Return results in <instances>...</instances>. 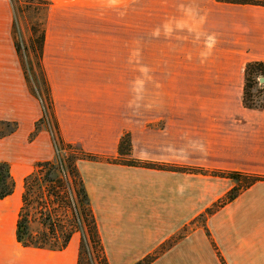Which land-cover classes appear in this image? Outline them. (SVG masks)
<instances>
[{
	"label": "crops",
	"instance_id": "0c3cea01",
	"mask_svg": "<svg viewBox=\"0 0 264 264\" xmlns=\"http://www.w3.org/2000/svg\"><path fill=\"white\" fill-rule=\"evenodd\" d=\"M51 0L42 67L61 139L96 160L76 162L109 264H134L186 226L150 264H264V180L196 219L237 182L209 173L109 163H149L264 177V107L243 103L245 67H264V5L219 0ZM12 12L0 0V48H14ZM7 49L0 55V137L14 188L0 199V264H77L79 240L61 250L22 246L16 225L24 178L54 157L50 138L28 135L41 109ZM193 223V224H192Z\"/></svg>",
	"mask_w": 264,
	"mask_h": 264
},
{
	"label": "trees",
	"instance_id": "16d2710c",
	"mask_svg": "<svg viewBox=\"0 0 264 264\" xmlns=\"http://www.w3.org/2000/svg\"><path fill=\"white\" fill-rule=\"evenodd\" d=\"M219 1L227 3H253L264 5V2L261 3L259 0ZM43 39L44 33L42 31L36 40L38 43V54L40 58L39 67L41 69V82L44 85L45 99L46 103H48L47 107L50 110L49 114L54 117L50 89L41 65ZM15 49L18 52V47L16 44ZM23 72L30 91L34 93L35 89L32 88L31 84L29 83V78L25 71ZM258 78L264 79L263 65L260 62H252L247 64L245 67V81L243 87V103L246 107H264V81L259 84ZM15 128L16 126L11 128L8 133H11ZM54 128L58 140L57 142L61 144V149L64 150V154L60 156V154L57 153L53 159L36 162L34 164V169L24 178L22 206L20 207L18 214L16 238L22 246L61 250L68 244L70 238L76 231L84 230L86 242L84 243V241H80L79 243L77 264H88L86 257H83L85 255L86 247L90 248L91 255H93L94 259L97 261V264H109L102 246L94 214L90 207L88 194L76 165V162L79 159L96 160L99 157L86 153L80 148L71 144L65 143L60 137L58 126L55 120ZM34 135L35 132L30 135V138H32ZM130 149L129 135L124 134L120 138L118 144V153L125 158H106L105 161L109 163H123L131 166H141L161 170L209 173L215 176L228 177L237 182V185L231 188L224 195V197L215 202L211 207L207 208L205 212L196 219V221L200 222L208 236L209 232L206 229L204 223L205 217L215 212L227 202L232 201L242 189L250 186L255 181L264 180V177L240 172H208L194 168H181L140 161L129 157ZM13 188L14 182L10 176L9 165L7 162H0V199L10 195L13 191ZM44 192L50 199L48 203L44 201ZM65 193L68 194L69 197ZM73 196H75L76 202L73 200ZM42 198L43 200H38ZM31 199H35V201H37L39 204L41 209L39 216L42 218L41 224L46 228L39 235L33 234L29 228L27 207L33 201H31ZM70 200L75 202L72 207L70 205ZM50 204L56 205V207L51 208ZM57 208L63 211H68L67 209L71 211V218L69 217L66 219V225L63 224L65 221L62 222L63 220H58ZM51 216H54L55 218L51 219ZM66 216H68V213H66ZM188 230L189 228L186 226L178 234L170 237L167 241L162 243L154 252L146 255L144 258L136 261L134 264H150L158 257L159 254L164 252L169 246L182 238ZM55 237H61V241L52 243L51 241L54 240ZM211 243L221 261V264H225L224 260L218 253L214 242L211 241Z\"/></svg>",
	"mask_w": 264,
	"mask_h": 264
},
{
	"label": "rangeland",
	"instance_id": "374dc122",
	"mask_svg": "<svg viewBox=\"0 0 264 264\" xmlns=\"http://www.w3.org/2000/svg\"><path fill=\"white\" fill-rule=\"evenodd\" d=\"M8 1L12 12L11 34H12L14 48H0V55L5 54L8 49L10 51L12 58L18 61L23 73L22 75L25 80L26 87L29 93L32 96H34L36 102L38 103L41 109V115L34 122V128L28 135V141H32L33 139H35V137L38 135L39 132L45 131L47 132L50 138L54 156L57 153L60 154L61 156L64 154V150L61 149V144L57 142L58 140L54 128V120L56 121L55 116L53 117L51 116V114H49L50 110L47 107L48 103H46V99H45L44 85L41 82V69L39 67L40 58L38 54V43L36 42L37 38L40 36V33L42 31L44 33V20H45L46 10L51 0H8ZM259 1L261 3L264 2V0H259ZM131 3H132L131 48H138V42H139L138 0H132ZM15 44L18 47V52L15 49ZM41 65H42V57H41ZM23 71H25L26 75L28 76L29 78L28 81L31 84L32 88L35 89L34 93L30 91L28 83L24 77ZM52 109H53V103H52ZM14 126H16V128L12 132H14L17 129L18 124L15 121L0 120V137L3 136L2 134L4 135L9 134L8 131ZM33 132H35V135L32 138H30V135ZM66 195L69 197L68 194ZM43 196H44V201L48 203L50 199L48 198L45 192ZM38 200H43V198ZM73 200H75L76 202L75 196H73ZM31 201L32 202L27 207V214H28L27 218L29 220V228L33 232V234L39 235L46 228L41 224L42 218L39 216V213L41 211L39 204L37 203V201H35V199H31ZM75 202L70 200L71 207ZM50 206L51 208L56 207V205H51V204ZM57 210H58L57 211L58 220H63L62 222L65 221V223L63 224L66 225L67 224L66 219H68L69 217L71 218V211L69 209H67L68 211L66 210L63 211L60 210L59 208H57ZM66 213H68V216H66ZM54 218H55L54 216H51V219ZM196 222L197 225H201L199 221ZM204 223H205V219H204ZM73 235L79 240V243L80 241H84V243L86 242L84 230H78ZM60 241H61V237L58 238L55 237V239L52 240L51 242L53 243ZM83 257H86V260H88V264H97V261L94 259L93 255H91L90 248L88 247L85 248V255Z\"/></svg>",
	"mask_w": 264,
	"mask_h": 264
},
{
	"label": "water",
	"instance_id": "95a60500",
	"mask_svg": "<svg viewBox=\"0 0 264 264\" xmlns=\"http://www.w3.org/2000/svg\"><path fill=\"white\" fill-rule=\"evenodd\" d=\"M258 81H259V83H262L264 81V79L263 78H259Z\"/></svg>",
	"mask_w": 264,
	"mask_h": 264
},
{
	"label": "built area",
	"instance_id": "2783aa9c",
	"mask_svg": "<svg viewBox=\"0 0 264 264\" xmlns=\"http://www.w3.org/2000/svg\"><path fill=\"white\" fill-rule=\"evenodd\" d=\"M259 79V78H258ZM259 82V81H258ZM259 84H261V83H259Z\"/></svg>",
	"mask_w": 264,
	"mask_h": 264
}]
</instances>
